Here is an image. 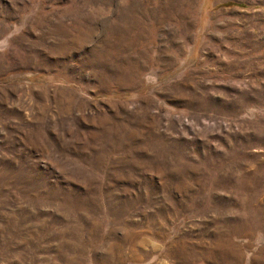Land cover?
Here are the masks:
<instances>
[{
	"label": "rangeland",
	"instance_id": "obj_1",
	"mask_svg": "<svg viewBox=\"0 0 264 264\" xmlns=\"http://www.w3.org/2000/svg\"><path fill=\"white\" fill-rule=\"evenodd\" d=\"M0 264H264V0H0Z\"/></svg>",
	"mask_w": 264,
	"mask_h": 264
}]
</instances>
